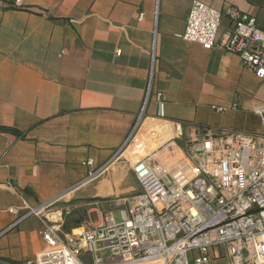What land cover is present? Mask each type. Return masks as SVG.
Here are the masks:
<instances>
[{
  "label": "crops",
  "instance_id": "obj_1",
  "mask_svg": "<svg viewBox=\"0 0 264 264\" xmlns=\"http://www.w3.org/2000/svg\"><path fill=\"white\" fill-rule=\"evenodd\" d=\"M193 1L0 0V127L13 131L0 132V264L44 248L30 208L61 198L70 234L118 217L116 200L134 202L123 159L96 180L87 162L110 160L136 122L165 131L161 144L180 124V150L207 134L261 132L264 86L223 44L230 9L264 30V0H200L223 13L209 51L183 39Z\"/></svg>",
  "mask_w": 264,
  "mask_h": 264
},
{
  "label": "built area",
  "instance_id": "obj_2",
  "mask_svg": "<svg viewBox=\"0 0 264 264\" xmlns=\"http://www.w3.org/2000/svg\"><path fill=\"white\" fill-rule=\"evenodd\" d=\"M227 13L233 27L224 49L264 86V30L254 16ZM222 17L220 10L194 0L183 39L212 50ZM156 99L162 104L161 94ZM256 115L260 133L207 134L187 144L181 158L166 162L164 149L177 147L183 137L180 124H171L174 133L161 144L165 131L136 122L110 160L100 166L87 162L92 168L87 180H93L123 159L139 183L134 202L118 199V217L107 212L98 225L70 234H63L69 210L58 206L61 198L30 208L25 218L39 219L45 246L27 264H191L190 254L193 264H221V259L264 264V107Z\"/></svg>",
  "mask_w": 264,
  "mask_h": 264
},
{
  "label": "rangeland",
  "instance_id": "obj_3",
  "mask_svg": "<svg viewBox=\"0 0 264 264\" xmlns=\"http://www.w3.org/2000/svg\"><path fill=\"white\" fill-rule=\"evenodd\" d=\"M180 146H179V144H178V146L177 147H175V146H171L170 147V149H171V151H172V153L171 154H174V157L176 158V159H178V158H181L182 157V153H181V150H180V148H179ZM171 154H170V156H168V157H166V159H165V161L164 162H166V161H173V159L171 160L170 158H171ZM176 159H174V160H176ZM104 174V173H103ZM102 175V174H101ZM100 175V176H101ZM100 176H98L96 179H98ZM95 179V180H96ZM190 261H191V264H193V261H192V255L190 254ZM221 264H226L227 263V260L226 259H221L220 261H219Z\"/></svg>",
  "mask_w": 264,
  "mask_h": 264
},
{
  "label": "bare ground",
  "instance_id": "obj_4",
  "mask_svg": "<svg viewBox=\"0 0 264 264\" xmlns=\"http://www.w3.org/2000/svg\"><path fill=\"white\" fill-rule=\"evenodd\" d=\"M172 153L170 146H167V148L164 149V157H168L170 156V154Z\"/></svg>",
  "mask_w": 264,
  "mask_h": 264
},
{
  "label": "trees",
  "instance_id": "obj_5",
  "mask_svg": "<svg viewBox=\"0 0 264 264\" xmlns=\"http://www.w3.org/2000/svg\"><path fill=\"white\" fill-rule=\"evenodd\" d=\"M0 132H13V131L10 130V129H6V128H1L0 127Z\"/></svg>",
  "mask_w": 264,
  "mask_h": 264
}]
</instances>
